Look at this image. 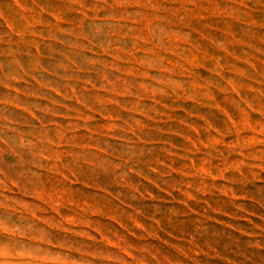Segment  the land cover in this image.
Returning <instances> with one entry per match:
<instances>
[{
  "label": "rangeland",
  "instance_id": "1",
  "mask_svg": "<svg viewBox=\"0 0 264 264\" xmlns=\"http://www.w3.org/2000/svg\"><path fill=\"white\" fill-rule=\"evenodd\" d=\"M70 98L117 203L31 171ZM0 264H264V0H0Z\"/></svg>",
  "mask_w": 264,
  "mask_h": 264
},
{
  "label": "crops",
  "instance_id": "2",
  "mask_svg": "<svg viewBox=\"0 0 264 264\" xmlns=\"http://www.w3.org/2000/svg\"><path fill=\"white\" fill-rule=\"evenodd\" d=\"M66 102H74L75 106L84 105L81 99L76 98L51 101L53 108L46 112L50 117V120L47 121L38 120L39 116L33 114L32 111L29 112V118L35 120L30 126L43 127L45 130V137H39L37 141H43L46 144L45 147L38 149L40 153L38 160L35 162L29 161L31 171L36 172L39 176L51 177L64 186L82 188L86 193L92 195L93 199L100 200V197L104 196L108 200L116 202L107 196L114 193L112 188H98L101 184L99 176L97 178L94 175L90 177L88 173L84 172L98 169L100 157L109 155V151L99 144L101 139L100 130L94 127L95 121H100L101 114L98 110L87 105H85V109L80 108V110L63 108L62 106L67 104ZM163 132L165 133V131ZM95 139L97 143L94 142ZM158 148L171 150L170 147L166 146H158ZM34 150L37 149L31 146L28 147V152ZM95 156L97 161H95ZM150 169L156 171L155 167L149 168V171ZM127 170L140 181L141 185H162L148 176L145 177L132 165H129ZM168 174L164 173L162 176L165 178ZM66 193L67 187L65 191L61 190L59 192V197L55 202L56 205L63 208L67 202V207H69V202L64 197ZM84 204L86 206H82L81 209L91 211L93 216L101 214L100 208L96 207L91 199L85 201ZM122 206L127 207L126 204ZM107 219H113V217L108 216Z\"/></svg>",
  "mask_w": 264,
  "mask_h": 264
}]
</instances>
